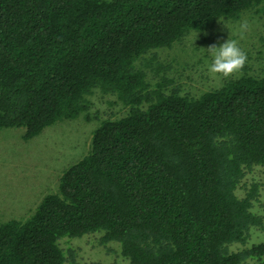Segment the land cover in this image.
I'll list each match as a JSON object with an SVG mask.
<instances>
[{
	"label": "trees",
	"instance_id": "obj_1",
	"mask_svg": "<svg viewBox=\"0 0 264 264\" xmlns=\"http://www.w3.org/2000/svg\"><path fill=\"white\" fill-rule=\"evenodd\" d=\"M263 16L264 0H0V130L91 126L57 187L0 220V264H81L63 241L86 237L128 264H264L249 243L264 234V34L219 32Z\"/></svg>",
	"mask_w": 264,
	"mask_h": 264
},
{
	"label": "rangeland",
	"instance_id": "obj_2",
	"mask_svg": "<svg viewBox=\"0 0 264 264\" xmlns=\"http://www.w3.org/2000/svg\"><path fill=\"white\" fill-rule=\"evenodd\" d=\"M230 26L219 30L224 35V46L243 42L253 44L258 40V36L254 35L256 29L260 31V34H264V16L258 22L242 20ZM207 36L204 33L188 38L184 41V47L182 46L183 51L190 53L191 57H197L198 52L193 53L191 50L198 45L202 50L206 49L207 44L204 42L208 43V41H203V39L208 38ZM218 40L219 36L217 42ZM244 45L242 46L245 47ZM176 49H180V46ZM90 129V124L76 118L62 120L46 127L40 134L29 140L23 139L24 128L0 130L1 221L25 217L46 194L51 193L57 187L62 173L86 154L89 147ZM256 175L264 184V175ZM237 195L242 194L237 193ZM260 200L261 204H256L254 210L264 215V190L260 195ZM263 241L262 231L259 228H253L249 243ZM63 244L70 245L77 250L81 264H128L118 256L117 246L109 245L110 250L103 249L98 246L94 237L66 240Z\"/></svg>",
	"mask_w": 264,
	"mask_h": 264
}]
</instances>
